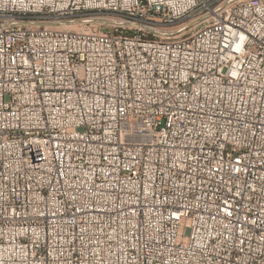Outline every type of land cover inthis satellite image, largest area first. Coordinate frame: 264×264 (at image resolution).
<instances>
[{"label":"built area","instance_id":"1","mask_svg":"<svg viewBox=\"0 0 264 264\" xmlns=\"http://www.w3.org/2000/svg\"><path fill=\"white\" fill-rule=\"evenodd\" d=\"M0 264H264V0H0Z\"/></svg>","mask_w":264,"mask_h":264},{"label":"rangeland","instance_id":"2","mask_svg":"<svg viewBox=\"0 0 264 264\" xmlns=\"http://www.w3.org/2000/svg\"><path fill=\"white\" fill-rule=\"evenodd\" d=\"M85 20L82 19H71V20H65L59 23H54V24H50L54 27H57L59 29H63V30H80L82 28V23ZM91 22V24L93 25V27H101L103 29V31H113L115 29L114 25H117V22H120L118 19H116V17H102V18H93V20H89ZM115 22V23H114ZM195 24H191V21L189 22V20H184L182 22H179L175 25L172 26H159L157 27V31L153 34L152 32L148 33L147 31H144L142 29H140L139 27H127V26H123L122 28H119V30H124V31H136L138 34H143L146 37H151V35H153V37H158L161 39H164L166 37H172V36H176V35H180L181 33H185L187 32V30L190 28V30L195 27Z\"/></svg>","mask_w":264,"mask_h":264},{"label":"water","instance_id":"3","mask_svg":"<svg viewBox=\"0 0 264 264\" xmlns=\"http://www.w3.org/2000/svg\"><path fill=\"white\" fill-rule=\"evenodd\" d=\"M85 22V21H84Z\"/></svg>","mask_w":264,"mask_h":264}]
</instances>
